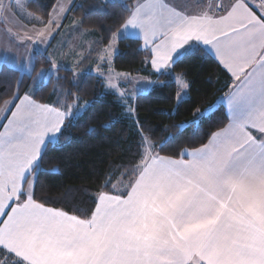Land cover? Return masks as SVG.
<instances>
[{
    "label": "snow or ice",
    "instance_id": "snow-or-ice-1",
    "mask_svg": "<svg viewBox=\"0 0 264 264\" xmlns=\"http://www.w3.org/2000/svg\"><path fill=\"white\" fill-rule=\"evenodd\" d=\"M11 6L0 0L4 23ZM72 8L66 0L48 19L34 17L32 30L14 39L44 55ZM123 8L111 43L97 51L105 91L125 96L120 80L128 74L111 67L117 36L136 38L154 72L175 83L178 105L191 102L192 81L176 68L215 61L230 75L227 90L207 108L193 104L194 119L172 126L181 135L208 121L214 128L199 146L168 154L178 137L157 146L137 121V151L121 178L107 179L110 190L74 215L48 206L37 190L49 152L72 143L69 129L90 105L70 90L55 105L17 90L0 109V264H264V0H135ZM73 55L77 66L85 59ZM46 58L50 67L39 71L35 56L24 60L38 88L61 79L63 64Z\"/></svg>",
    "mask_w": 264,
    "mask_h": 264
},
{
    "label": "trees",
    "instance_id": "trees-1",
    "mask_svg": "<svg viewBox=\"0 0 264 264\" xmlns=\"http://www.w3.org/2000/svg\"><path fill=\"white\" fill-rule=\"evenodd\" d=\"M59 0H27V9L42 19H48ZM73 15L85 30L94 31L97 44L86 54L75 69L62 68L61 78H51L44 86L31 91L35 81L16 68L8 65L0 67V109L3 101L10 100L18 90L20 95L33 94L40 102L55 105L64 103L70 90L81 101H87L90 110L81 117L75 127L69 129L72 143L65 141L59 150L50 151L45 159V174L40 176L37 197L48 201V206L58 207L69 214L84 215L92 207L93 198L98 192L109 191L105 181L113 178L115 183L121 178L124 166L136 154L138 137L136 122L153 131L149 133L159 146L168 137H178L167 150L172 154L182 148L199 146L205 133L214 128V121L204 122L186 128L181 135L173 125L183 124L194 119L193 104L207 108L227 89L230 75L215 61H191L176 68V74L188 72L192 81L189 103L178 105L174 99L176 85L169 76H158L152 69L147 53L133 38L120 39L118 52L112 62L114 70L141 77L155 83L171 84L170 87L149 88L140 93L135 101V114L129 115L118 95L106 92L98 75L89 72L97 51L111 43L112 30L117 29L118 21L125 14L123 5L135 2H104L103 0H78ZM36 70L49 68L47 56L34 54ZM73 72L77 86L73 87ZM21 81L23 82L21 84ZM187 99V98H186ZM69 190L71 194L68 195Z\"/></svg>",
    "mask_w": 264,
    "mask_h": 264
},
{
    "label": "crops",
    "instance_id": "crops-1",
    "mask_svg": "<svg viewBox=\"0 0 264 264\" xmlns=\"http://www.w3.org/2000/svg\"><path fill=\"white\" fill-rule=\"evenodd\" d=\"M103 1L104 2H116V1L127 2L129 0H103ZM65 2H66V0H59L54 8H56L59 4L65 3ZM78 2H79L78 0H71V4L73 6L72 11L70 13H68L66 15V18L61 21L62 27L60 29L56 30L57 32H59V35H57L56 32H54L53 37L50 39V41L44 45V54L53 60L54 59L60 60L58 65L62 63L63 68H68V69H75V67L77 66L78 57L74 56L73 52L83 53V56H85L87 53H89V51L91 49H93L95 47V45L97 44V41H98L96 34L93 33L94 35H91L92 37L88 38L83 44L82 40L84 39L85 36L89 37V35L87 34L88 31L82 28L81 22L77 18H75L73 15L74 5H77ZM171 2L175 3L176 0H171ZM205 2H207V0H205ZM3 3L5 5H9L11 3L12 6L8 9V16H9L8 23H4L3 17H0V35L1 34H6V35L9 34V36H8L9 39H7V40H9L13 46H16L18 48L17 43L20 41H16L14 39L15 33L18 31H20L22 33L25 30V28L27 30L31 31L32 30V24L34 22L33 18L38 17V16H36L34 14L31 15L32 13H29L30 11L27 9V0H26V2H24L23 6L21 5V8L16 7V0L15 1L3 0ZM227 3H228V0H225V4H227ZM52 14H53V12H51V15ZM38 18H40V17H38ZM40 19H42V18H40ZM11 25L17 26V29H14ZM39 26L40 25L37 24V27H39ZM9 28L11 29V32L7 34V32H8L7 29H9ZM79 32L81 33V36L79 37L80 43L81 42L82 43H81V45H79L80 47H78V49H76V51H73L72 49L69 50L66 46L61 44L65 39H68L74 33H76V35H77ZM90 32H92V31H90ZM64 33H66V35H64ZM61 38H65V39L61 40V43L59 44V40ZM131 38L136 39L135 37H131ZM120 39L121 38L119 36H117V43ZM26 43H29V42L28 41L20 42V49H26L24 47V44H26ZM49 44H50V46H48ZM32 51L35 54L34 49ZM33 53H32V55H33ZM0 59H2V60H0V67H2L3 65H8V66L16 68L20 71V69H19L20 67L18 66L20 64H15L16 63L15 59L14 60L12 59L11 60L12 62L7 60L6 58H0ZM97 59H98V57L96 55L95 60L93 61V64L91 65V67L89 69V72H92V73L99 76V74L95 73V71L99 73V71L97 69ZM13 61H14V63H13ZM73 65H74V67H73ZM45 69H48V68H45ZM105 69H107V67L105 65L101 64L100 70L106 71ZM122 74H127V73H122ZM122 80L123 81L129 80L130 82L132 80L131 84H129L130 82L128 84L130 86L129 87L130 90H132V88L137 90L136 96L140 93L147 92L148 86H149V88H151L152 87L151 85L153 84V82L146 81L141 77H133L132 75H129V74L126 77H121V81ZM124 90L127 91L128 87H125ZM127 93H128V91H127ZM135 101H136V98L134 100V108H135ZM3 107H4V104L1 107V109Z\"/></svg>",
    "mask_w": 264,
    "mask_h": 264
},
{
    "label": "rangeland",
    "instance_id": "rangeland-1",
    "mask_svg": "<svg viewBox=\"0 0 264 264\" xmlns=\"http://www.w3.org/2000/svg\"><path fill=\"white\" fill-rule=\"evenodd\" d=\"M12 1H15V0H12ZM24 2H26V0H16V7H18V8H21V5L23 6V4H24ZM29 13H32V12H29ZM31 15H33V13L31 14ZM35 15V14H34ZM37 16V15H36ZM39 17V16H38ZM14 29H17V26H13V25H11ZM7 31H8V29H7ZM88 31V35H89V37H84V39L82 40L83 41V44H84V42L88 39V38H91L92 36L91 35H94L93 33H94V31H92V32H90L91 30H87ZM9 32H7V34H8ZM64 35H66V33H64ZM9 34L8 35H6V34H1L0 35V58H6L7 60H9V61H11L12 59L14 60L15 59V64H20L19 65V69H20V71L22 72V73H24V74H28V72L25 70V68L23 67V64H24V60H25V58L26 57H28L29 55H32V53H33V48L32 47H28V48H26V49H20V42H18L17 43V45H18V48L16 47V46H13L12 44H11V42L9 41V40H7V39H9ZM81 36V33L79 32L77 35H76V33H74L72 36H70L68 39H65V38H61L60 40H59V44L61 43V40H63V39H65L61 44H63L64 46H66L69 50H73V51H76V49H78V47H80L79 45H81V43H80V39H79V37ZM3 37V38H2ZM66 37V36H65ZM30 43V42H29ZM117 40H116V44H115V47H116V49L118 50V48H117ZM24 50V51H23ZM80 51V50H79ZM117 54V53H116ZM116 54H114L113 55V58H112V61H113V59H114V57H115V55ZM32 56H34V53H33V55ZM84 57H86V55L84 56ZM0 60H2V59H0ZM56 62H57V64L60 62V60H56V59H54ZM12 62V61H11ZM13 63H14V61H13ZM73 67H74V65H73ZM112 67V66H111ZM75 68H77V66L75 67ZM113 69V68H112ZM106 71L105 72H107V69H105ZM114 70V69H113ZM116 73H121V72H118V71H116V70H114ZM95 73H97V74H99L98 72H96L95 71ZM122 74V73H121ZM130 81L129 80H127V81H121L120 80V85H121V88H122V90L124 91V93H125V96H124V98H121L120 97V99H121V101H122V103L124 104V106H125V108H126V111H127V113L129 114V115H134L135 114V108H134V100H135V98L137 97L136 96V92H137V90H135L134 88H132V90H130V86H129V84H131V82H132V80H131V82L129 83ZM129 83V84H128ZM125 87H128V93H127V91H125L124 90V88ZM37 88V86H35V83L32 85V87H31V91L32 90H34V89H36ZM131 106L133 109H134V111H132V112H130L129 111V107L128 106ZM4 108V107H3ZM2 108V109H3ZM3 115V112L2 111H0V116H2Z\"/></svg>",
    "mask_w": 264,
    "mask_h": 264
},
{
    "label": "built area",
    "instance_id": "built-area-1",
    "mask_svg": "<svg viewBox=\"0 0 264 264\" xmlns=\"http://www.w3.org/2000/svg\"><path fill=\"white\" fill-rule=\"evenodd\" d=\"M224 3H225V0H224Z\"/></svg>",
    "mask_w": 264,
    "mask_h": 264
}]
</instances>
